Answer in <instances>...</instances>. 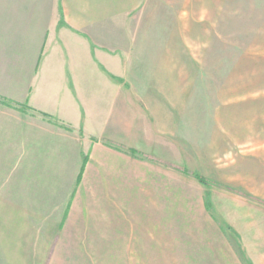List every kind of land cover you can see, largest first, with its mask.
I'll return each mask as SVG.
<instances>
[{"label":"crops","instance_id":"obj_1","mask_svg":"<svg viewBox=\"0 0 264 264\" xmlns=\"http://www.w3.org/2000/svg\"><path fill=\"white\" fill-rule=\"evenodd\" d=\"M182 3L0 0V264H119V253L133 254L135 227L149 236L143 222L165 216L167 196L191 173L174 169L181 142L167 139L192 44L173 30L203 5ZM246 169L200 203L220 236L225 216L245 228L264 216V181Z\"/></svg>","mask_w":264,"mask_h":264},{"label":"rangeland","instance_id":"obj_2","mask_svg":"<svg viewBox=\"0 0 264 264\" xmlns=\"http://www.w3.org/2000/svg\"><path fill=\"white\" fill-rule=\"evenodd\" d=\"M198 1L203 2L196 6L198 12L182 14L178 30H173L184 43H192L175 78L183 89L181 105L174 109L177 129L167 135L181 142L180 164L153 157L166 168L175 164L176 170L190 171V177H179L180 189L171 192L167 187L174 198L167 196L165 216L160 211L143 222L144 227L149 224V236L135 227L133 254L128 258V253H119V264H264V216H256L252 228H245L238 216H225L231 224L225 225L226 236H220L207 216L200 215V203L211 199L212 190H227L216 181L238 185L230 178L239 180L240 169L246 168L257 174H250L251 181H264V164L256 167L253 162L255 154L264 160V0ZM170 2L185 7L182 0ZM134 154L140 156L139 151ZM185 159L199 173L185 166ZM7 176L1 174L0 100V263L1 184Z\"/></svg>","mask_w":264,"mask_h":264},{"label":"trees","instance_id":"obj_3","mask_svg":"<svg viewBox=\"0 0 264 264\" xmlns=\"http://www.w3.org/2000/svg\"><path fill=\"white\" fill-rule=\"evenodd\" d=\"M0 100H1V98H0ZM95 139H97V138H95ZM133 153H134V151H132ZM202 181V180H201Z\"/></svg>","mask_w":264,"mask_h":264}]
</instances>
